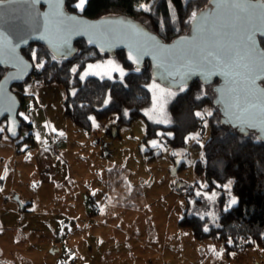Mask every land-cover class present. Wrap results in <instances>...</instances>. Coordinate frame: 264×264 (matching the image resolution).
Segmentation results:
<instances>
[{
  "label": "rangeland",
  "instance_id": "rangeland-1",
  "mask_svg": "<svg viewBox=\"0 0 264 264\" xmlns=\"http://www.w3.org/2000/svg\"><path fill=\"white\" fill-rule=\"evenodd\" d=\"M125 72L116 60L108 57L88 64L80 78H120ZM31 86L34 85L25 84L23 89ZM148 89L151 104L146 117L169 125L167 105L183 89H171L154 80ZM16 91L19 89L15 88ZM38 92L48 102L37 106L26 100V111L21 115L32 123V136L44 140L46 130L53 129L57 138L62 137L68 144L59 154L67 180L54 189L44 185L36 173L34 151L29 152L31 142L26 140L29 132L22 131L15 141L4 134L0 139V201L7 199L9 207L20 208L16 198L21 205L31 200L29 207L36 215L44 213L52 220L62 217L67 220L64 223L67 228L73 224L75 228L60 244L54 243L53 233L30 237L17 233L12 242L13 235L9 232L13 255L1 264H53L57 257L55 246L57 251L63 246L75 251L72 264H264V250L252 248L227 259L218 244L196 241L190 230L178 226L187 209L185 186L205 185L204 178L194 173V163L202 156L200 150L192 147L197 136L188 137L186 148H172L158 138L143 144L146 133L143 119L120 126L116 138H112L113 120L99 122L91 118L90 132L83 133L63 115L62 87H40ZM204 113L209 114L210 109L205 108ZM3 126L1 123L0 129ZM76 132L86 134V139L83 142L80 139L81 143L72 150L71 140L76 138ZM207 135L205 127L199 143ZM104 143H110L109 155L103 153ZM149 149H155L160 156L148 161L143 152ZM173 157L184 161L186 166L178 171V159ZM11 188L13 195L7 196ZM228 188V185L223 188L225 195ZM202 200L206 204L211 200L216 203L213 195ZM51 202L53 205H49Z\"/></svg>",
  "mask_w": 264,
  "mask_h": 264
},
{
  "label": "trees",
  "instance_id": "trees-1",
  "mask_svg": "<svg viewBox=\"0 0 264 264\" xmlns=\"http://www.w3.org/2000/svg\"><path fill=\"white\" fill-rule=\"evenodd\" d=\"M77 3L78 0H65L66 11L88 19L123 16L143 22L168 43L187 32L192 13L204 9L208 0H171V6L168 0H88L83 11L75 7ZM140 3L150 5L151 11L139 8ZM260 44L264 47V39H260ZM74 46L76 53L69 59H56L39 44L22 50V55L34 68L24 85L62 87L63 115L84 132H90L91 118L101 122L114 117L111 129L143 119L146 125L143 144L146 140L158 138L172 148H186L188 137L197 136L192 147L200 150L202 156L194 163V173L204 178L205 185L201 188L197 184L185 186L187 209L178 226L190 230L196 241L208 240L218 244L227 259L252 248L264 250V142L253 134L242 135L220 125L218 109L212 104L215 82L203 84L193 80L182 87L183 90L177 92L167 105L169 125H161L145 115L151 104L148 85L152 79L148 62L135 70L126 61L124 52L119 51L112 58L126 71L122 77L81 79L80 75L88 64L111 56L100 54L82 40L76 41ZM33 53L36 59H33ZM40 64L43 67H39ZM3 73L0 67V79ZM24 85L15 86L20 92L21 109L26 103L22 95ZM205 108L210 109L209 114L204 113ZM201 112L202 115H197ZM18 119L20 134L27 130L26 140L32 141L31 124L19 116ZM205 127L207 138L199 143ZM4 134L5 128L0 131V139ZM143 155L153 161L160 153L155 154V149H149ZM185 166L184 161L177 160L178 171ZM227 185L228 194L225 195L223 188ZM208 195H213L216 203L211 200L206 204L202 200ZM233 198L236 204L225 211ZM21 210L25 211L24 205Z\"/></svg>",
  "mask_w": 264,
  "mask_h": 264
},
{
  "label": "water",
  "instance_id": "water-1",
  "mask_svg": "<svg viewBox=\"0 0 264 264\" xmlns=\"http://www.w3.org/2000/svg\"><path fill=\"white\" fill-rule=\"evenodd\" d=\"M257 7L248 12H239L232 7L233 0H208V5L197 12L204 14L205 22L199 31L190 22L186 33L165 43L141 23L123 16H105L88 19L81 14L65 9V0L60 10L66 19L57 24L50 13L49 0H5L0 5V67L7 71L0 79V123L6 121L5 133L15 141L20 136L21 124L18 111L19 97L11 91L12 86L21 85L32 75L33 65L21 53L32 44L44 46L56 59H69L76 53V41L82 40L102 55L113 56L124 52L126 61L136 70L145 62L150 65L151 79L171 89L178 90L191 81L212 84V104L218 107L220 125L234 129L242 135L255 134L264 142V121L249 120L242 109L247 101L239 91L241 84L234 82L228 70L218 63H207L210 52L223 55L225 51L241 52L245 22L249 14L259 15L264 31V8L260 0H248ZM264 35H256L260 44ZM66 42V43H65ZM129 56L132 59H129ZM257 87L264 89V81L257 80ZM264 104V98L260 101ZM117 128L111 129L116 138ZM110 143L103 144L104 155L110 154ZM18 202L20 209L23 206Z\"/></svg>",
  "mask_w": 264,
  "mask_h": 264
},
{
  "label": "crops",
  "instance_id": "crops-1",
  "mask_svg": "<svg viewBox=\"0 0 264 264\" xmlns=\"http://www.w3.org/2000/svg\"><path fill=\"white\" fill-rule=\"evenodd\" d=\"M39 88L40 87L36 86L24 88L22 91V95L24 96L25 101H32V104L37 106L46 104L48 102L47 98L45 95L43 99L41 98V94H39L38 92ZM26 107L27 105L25 103V107L19 112V116L24 121L31 124L32 131L33 125L30 120L26 116L21 115L25 114ZM50 117H52V113H50ZM112 118L113 117H110L107 120L111 119L112 121ZM48 124H50V120ZM53 132V129L46 130V133H48V135L44 140L42 137L36 138L32 136V141H30L31 147L29 148V152L32 153L34 151L35 154L34 160L37 164L36 173L43 181V184L50 187V189H54L58 185H63L67 180L66 171L62 168L63 165L61 164V162H59V154L61 150L67 149L68 144L63 141L62 137L57 138L58 133ZM84 135L86 134L81 135L79 134V132L75 133L76 138L71 140V142L74 144L72 146V150H74L75 145H79L81 142L85 141L86 138ZM80 139L82 140L79 143ZM9 195H13L12 188L9 190L7 196ZM7 204V199L0 201V264L1 262H4L8 257H11L13 255L11 250L12 246L10 245V237L7 236V233L9 232H11L13 235L12 242L15 241L14 239H17V233L28 235V237L36 233L38 235L47 232L51 234L53 233L55 235L54 243L60 244L62 240H65L64 238H67L68 234L75 228L74 224L71 227L67 228L64 225L67 220L62 219V217L52 220L51 217L45 215L44 213L36 215L29 207L32 204L31 200L28 203L24 204L25 211H22L18 207H9ZM49 205H53V203L51 202ZM56 248V246L53 248L54 252L57 255L55 262L53 261V264L73 263L75 258V251L72 248H65L63 246L59 251H57Z\"/></svg>",
  "mask_w": 264,
  "mask_h": 264
},
{
  "label": "snow or ice",
  "instance_id": "snow-or-ice-1",
  "mask_svg": "<svg viewBox=\"0 0 264 264\" xmlns=\"http://www.w3.org/2000/svg\"><path fill=\"white\" fill-rule=\"evenodd\" d=\"M32 2L36 3L38 0H32ZM49 2L53 9L50 16L57 24H63L66 19L75 20V17H65L60 10V5L63 0H49ZM87 2L88 0H78L75 7L80 11H83ZM4 3L5 0H0V5H3ZM168 3L171 6V0H168ZM232 7L239 12L247 13L248 9H254L257 6L248 3V0H233ZM260 7L264 8V0H260ZM139 8L143 9L145 12L151 11V6L144 3H140ZM259 20L260 16L258 14L253 15L251 13L244 18L245 27L242 54L241 52L233 53L232 51H225L223 55H217L210 52L206 61L209 64H221L228 70V73L233 77L234 82H239L241 84L239 91L243 94V98L248 102L247 106L242 109L243 113L246 114V117L249 120L264 121V104L260 103L261 99L264 98V89H260L256 85L257 80L264 81V49H260L255 40L258 33L264 35ZM190 22H194V30L199 31L205 22V16L204 14L198 16L196 12H193ZM33 59H36L35 53H33ZM129 59H132V57L129 56ZM38 66L43 67V64ZM73 71H75V69H73ZM87 74L88 73H86V75ZM81 79H83V76ZM160 91L163 93L164 90L161 89ZM168 95H172V93H168ZM197 115L200 114L197 113ZM0 131H2V129H0ZM236 202L235 198H233L230 204L225 208V211H228L232 205L236 204ZM207 230L208 229L205 228V231Z\"/></svg>",
  "mask_w": 264,
  "mask_h": 264
},
{
  "label": "flooded vegetation",
  "instance_id": "flooded-vegetation-1",
  "mask_svg": "<svg viewBox=\"0 0 264 264\" xmlns=\"http://www.w3.org/2000/svg\"><path fill=\"white\" fill-rule=\"evenodd\" d=\"M3 69V68H2ZM4 70V73H3V75L5 74V72L7 71L6 69H3ZM3 77V76H2ZM1 77V78H2ZM216 83V82H215ZM21 85H24V83L23 84H21ZM15 86H17V85H14V86H12V88H11V91L12 92H14V89L16 88ZM17 96H18V94L20 93L19 91H16V92H14ZM217 109H218V107H216ZM19 111H21V107H20V109H19ZM19 111H18V116H19ZM218 112H219V110H218ZM20 117V116H19ZM21 118V117H20ZM220 113H219V121H220ZM1 123H4V126H3V129L4 128H6V121H5V119H3L2 121H1ZM0 123V124H1ZM254 136H255V134H253Z\"/></svg>",
  "mask_w": 264,
  "mask_h": 264
},
{
  "label": "built area",
  "instance_id": "built-area-1",
  "mask_svg": "<svg viewBox=\"0 0 264 264\" xmlns=\"http://www.w3.org/2000/svg\"><path fill=\"white\" fill-rule=\"evenodd\" d=\"M112 120L115 121V118L113 117Z\"/></svg>",
  "mask_w": 264,
  "mask_h": 264
},
{
  "label": "bare ground",
  "instance_id": "bare-ground-1",
  "mask_svg": "<svg viewBox=\"0 0 264 264\" xmlns=\"http://www.w3.org/2000/svg\"><path fill=\"white\" fill-rule=\"evenodd\" d=\"M201 84V83H200ZM217 111V110H216Z\"/></svg>",
  "mask_w": 264,
  "mask_h": 264
}]
</instances>
